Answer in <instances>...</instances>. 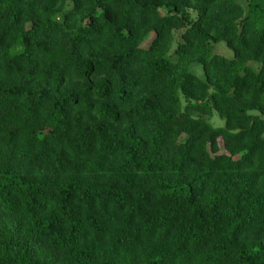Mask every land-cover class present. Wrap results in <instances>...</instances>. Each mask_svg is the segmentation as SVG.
<instances>
[{"label": "trees", "instance_id": "obj_1", "mask_svg": "<svg viewBox=\"0 0 264 264\" xmlns=\"http://www.w3.org/2000/svg\"><path fill=\"white\" fill-rule=\"evenodd\" d=\"M0 264H264V0H0Z\"/></svg>", "mask_w": 264, "mask_h": 264}, {"label": "rangeland", "instance_id": "obj_2", "mask_svg": "<svg viewBox=\"0 0 264 264\" xmlns=\"http://www.w3.org/2000/svg\"><path fill=\"white\" fill-rule=\"evenodd\" d=\"M239 2H241L242 4H246L248 0H239ZM185 12L187 15L190 16L191 20H193L196 17L195 12H193L192 10H186ZM182 32H183L182 29L179 31H176L175 37L178 38L180 36V33ZM213 53L221 55V56H225V57H231L233 55L232 51L225 45L224 42H220L219 44L215 45L213 49ZM194 71L195 73H197L196 75L198 77H201V78L203 77L202 70L199 67L194 68ZM210 122L212 123L213 126H216V127L223 126L224 124L223 119H221L216 114H214ZM220 152H225V151L221 150Z\"/></svg>", "mask_w": 264, "mask_h": 264}]
</instances>
